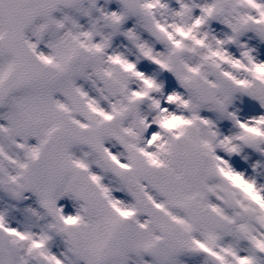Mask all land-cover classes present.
Masks as SVG:
<instances>
[{
	"label": "snow or ice",
	"instance_id": "snow-or-ice-1",
	"mask_svg": "<svg viewBox=\"0 0 264 264\" xmlns=\"http://www.w3.org/2000/svg\"><path fill=\"white\" fill-rule=\"evenodd\" d=\"M0 264H264V0H0Z\"/></svg>",
	"mask_w": 264,
	"mask_h": 264
}]
</instances>
